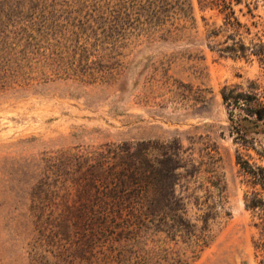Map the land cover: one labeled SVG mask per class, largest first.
Listing matches in <instances>:
<instances>
[{
    "label": "rangeland",
    "instance_id": "1",
    "mask_svg": "<svg viewBox=\"0 0 264 264\" xmlns=\"http://www.w3.org/2000/svg\"><path fill=\"white\" fill-rule=\"evenodd\" d=\"M245 117L264 123V0H0V264H33L32 165L143 141L180 151L186 217L213 212L191 264H264V192L237 161L264 170V128Z\"/></svg>",
    "mask_w": 264,
    "mask_h": 264
},
{
    "label": "trees",
    "instance_id": "2",
    "mask_svg": "<svg viewBox=\"0 0 264 264\" xmlns=\"http://www.w3.org/2000/svg\"><path fill=\"white\" fill-rule=\"evenodd\" d=\"M239 125L245 134L264 128L247 117ZM175 151L155 142H112L60 151L32 165L31 206L24 212L32 263L191 264L210 243L213 212L207 207L201 227L186 217L175 189L182 167ZM237 161L264 192V170ZM247 206L263 207L264 200L256 195Z\"/></svg>",
    "mask_w": 264,
    "mask_h": 264
}]
</instances>
